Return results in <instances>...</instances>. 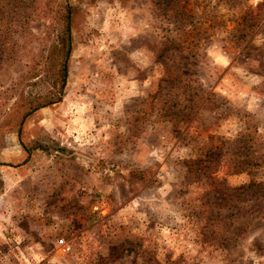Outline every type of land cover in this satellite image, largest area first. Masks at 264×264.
Instances as JSON below:
<instances>
[{"label":"rangeland","instance_id":"rangeland-1","mask_svg":"<svg viewBox=\"0 0 264 264\" xmlns=\"http://www.w3.org/2000/svg\"><path fill=\"white\" fill-rule=\"evenodd\" d=\"M19 2L0 264H264V0Z\"/></svg>","mask_w":264,"mask_h":264},{"label":"trees","instance_id":"trees-1","mask_svg":"<svg viewBox=\"0 0 264 264\" xmlns=\"http://www.w3.org/2000/svg\"><path fill=\"white\" fill-rule=\"evenodd\" d=\"M53 1L54 0H46V8H47V12L51 15V19H53L55 17V15L60 16V21L62 22V26H63V36L62 38L59 37L61 39V43L63 44V47H57L58 49V53L62 54L64 56V64L66 63L65 60L68 57V53H69V48H70V36H69V18H70V14L67 10L65 11H55L53 8ZM36 2L37 0H21V2H19L20 6H19V10L21 8V12L16 13V16H19L20 20H17L18 23H20V25H24L27 24L26 22H28L29 20H32L35 14V10H32V8L34 6H36ZM0 13H2V15H0V23L4 18V12L1 11L0 8ZM2 25V24H1ZM6 28V27H5ZM0 26V53L2 52L3 49V45H4V39L7 38V31H5L4 29ZM17 30H22L23 28H21L20 26L16 27ZM14 47V46H13ZM61 72L63 73L64 70L61 69ZM65 74V72H64ZM61 86H60V90L63 88L64 86V81H65V77H61Z\"/></svg>","mask_w":264,"mask_h":264}]
</instances>
